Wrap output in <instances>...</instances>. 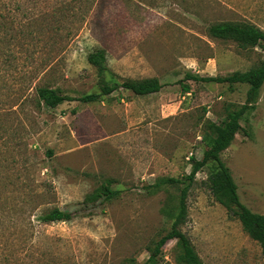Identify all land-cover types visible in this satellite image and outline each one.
Listing matches in <instances>:
<instances>
[{"label":"rangeland","instance_id":"rangeland-1","mask_svg":"<svg viewBox=\"0 0 264 264\" xmlns=\"http://www.w3.org/2000/svg\"><path fill=\"white\" fill-rule=\"evenodd\" d=\"M224 21L264 31V0H0V264L147 258L171 227L191 158H201L214 125L244 103L248 88L185 75L225 76L264 62L263 44L243 48L209 34ZM98 49L101 73L87 61ZM152 77L167 87L137 103L139 118L126 119L127 85ZM112 82L113 96L80 100ZM40 87L75 100L45 107ZM240 126L220 157L241 203L264 216V83ZM212 168L202 167L188 188L181 232L204 264H264L257 242L210 192ZM105 188L118 192L105 200ZM52 208L71 218L38 220ZM179 259L176 240L167 241L160 264Z\"/></svg>","mask_w":264,"mask_h":264},{"label":"trees","instance_id":"trees-1","mask_svg":"<svg viewBox=\"0 0 264 264\" xmlns=\"http://www.w3.org/2000/svg\"><path fill=\"white\" fill-rule=\"evenodd\" d=\"M211 36L220 39H233L240 47H255L258 44L264 45V31L255 24L247 21L239 22H219L211 24L208 27ZM87 61L97 68L98 73L105 71V56L100 49L95 50L87 55ZM186 79L204 82L216 83H240L248 86L245 93V101L237 108L228 110L226 116L214 125V136L208 140V148L203 151L200 159L191 158V170L185 177V183L178 179L168 178L166 183H181L176 213L173 217L169 231L157 240L149 250L147 258L138 264H160L161 250L169 240H176L180 249L181 264H204L193 249L188 238L181 232L180 225L185 222L187 215L186 195L188 188L194 182L196 173L207 164H212L213 168L207 177V186L216 201L223 205L228 214L235 217L240 222L242 230L260 247L261 255L264 257V216L252 212L248 207L241 203L237 186L231 176V173L225 163L222 161L220 154L224 151L234 139L235 134L241 128L240 120L243 115L251 112L256 107L259 97V91L264 83V62L251 67L245 71H234L225 76H205L195 77L185 75ZM162 84L156 77L145 78L141 80L130 81L127 89L136 95H146L160 90ZM118 88L117 82L102 88L99 94H86L80 96V100L89 102L98 99L100 96L110 94ZM182 91L188 92V86L181 87ZM38 103L48 108H55L57 105L75 100L69 95L60 94V92L51 87H40L37 90ZM103 199L108 200L117 194V190L111 191L107 188L104 190ZM38 220L43 223H49L59 220H69V212L62 211L58 208H52L49 211L39 215Z\"/></svg>","mask_w":264,"mask_h":264},{"label":"crops","instance_id":"crops-1","mask_svg":"<svg viewBox=\"0 0 264 264\" xmlns=\"http://www.w3.org/2000/svg\"><path fill=\"white\" fill-rule=\"evenodd\" d=\"M159 82L162 84V86H161L159 91L153 92V93H150V94H146V95L133 94V97L131 96L132 97L131 100H128L127 102L124 103L123 109L125 110L124 114H125V118L126 119L130 120L131 117H133V115H135V114L137 115V118H139L138 115H139V113L142 110L139 109V107L137 106V103H141L142 101L146 100V99L143 98L144 96H149V95H153V94L155 95L156 93H160V91L162 89L167 87V86L163 85L162 81H159ZM186 94H188V93L186 92ZM107 96H113V93L111 92L110 94H107ZM183 98L184 97L182 96L181 99H183ZM114 102H116V101L111 102L109 105L112 107L114 105ZM177 102L180 103L181 100H178ZM100 103H101V105H105V109L108 108L107 107L108 105H107L105 100H101ZM160 105H161L160 102L157 105L153 104L154 114H156L158 118L160 116L159 115V113H160Z\"/></svg>","mask_w":264,"mask_h":264}]
</instances>
